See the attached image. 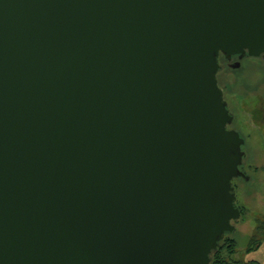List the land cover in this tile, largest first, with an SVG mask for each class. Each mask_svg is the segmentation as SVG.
I'll use <instances>...</instances> for the list:
<instances>
[{
  "label": "water",
  "instance_id": "obj_1",
  "mask_svg": "<svg viewBox=\"0 0 264 264\" xmlns=\"http://www.w3.org/2000/svg\"><path fill=\"white\" fill-rule=\"evenodd\" d=\"M220 55L264 59V0H0V264H210L244 160Z\"/></svg>",
  "mask_w": 264,
  "mask_h": 264
},
{
  "label": "rangeland",
  "instance_id": "obj_2",
  "mask_svg": "<svg viewBox=\"0 0 264 264\" xmlns=\"http://www.w3.org/2000/svg\"><path fill=\"white\" fill-rule=\"evenodd\" d=\"M220 64L222 69L217 75L218 83L228 84L224 97L230 105L235 104L239 108L236 107L235 118L239 125H246L247 131L253 129L260 136L263 130L256 128L251 118L240 111V104L247 98L258 95L264 97V60L246 56L238 68L228 67L223 59ZM246 162H251L258 168L264 167V153H249ZM249 171L252 175L250 182L236 180L239 184L236 201L242 209V216L234 222L235 231L229 234L236 239L235 251L230 256V261L237 260L239 264H248L250 261L253 264H264V187L254 186L255 174L252 170ZM253 242L259 245L247 250L249 245H254Z\"/></svg>",
  "mask_w": 264,
  "mask_h": 264
},
{
  "label": "flooded vegetation",
  "instance_id": "obj_3",
  "mask_svg": "<svg viewBox=\"0 0 264 264\" xmlns=\"http://www.w3.org/2000/svg\"><path fill=\"white\" fill-rule=\"evenodd\" d=\"M244 58L245 57L238 60V56L234 55V56L230 57V59H225L223 56H220L219 57V63H220V60L223 59L224 64L227 65L228 67H231V65L237 61H239L241 64V62ZM256 58L264 60L262 57H256ZM240 64H239V66H240ZM220 66L222 69L221 64H220ZM221 69L218 71V73L221 71ZM218 73H217V75H218ZM217 81H218V78H217ZM218 85L223 91V98L226 101V107L228 109V112L231 115V121L227 125V128L237 131L239 133V135L244 140V143L242 146V149L244 151V160H243V163L241 165V171L243 172V176H238V177H235L232 179V185L234 187L235 196H236L237 189L239 187V184L236 182V180H238V181L241 180L244 182H250L252 175H251L249 170H252L253 174H255L254 186H256L258 188L264 187V167L258 168L257 165H253L251 162L250 163L246 162L247 155L249 153L250 154L251 153L252 154L264 153V145H263L264 144V97L262 95H258V97L247 98L243 103L240 104V107H241L240 111H242L243 113L245 112L246 116L251 118V120L255 124L256 128L263 130L261 135L258 136L253 131V129L247 131V129L245 127L246 125L244 123L242 125H239L238 119L235 118L236 113H237V111H236L237 106L235 104L230 105L228 100L224 97V95L226 94V91L228 89V84L224 83L223 85H220L218 83ZM235 204L240 210V217H241L242 216V209L239 207L236 200H235ZM234 222H233V224H234ZM252 264H253V262H252Z\"/></svg>",
  "mask_w": 264,
  "mask_h": 264
},
{
  "label": "trees",
  "instance_id": "obj_4",
  "mask_svg": "<svg viewBox=\"0 0 264 264\" xmlns=\"http://www.w3.org/2000/svg\"><path fill=\"white\" fill-rule=\"evenodd\" d=\"M222 56V55H220ZM256 58V57H253ZM232 233V232H231ZM230 233H226L223 239L219 242L217 249L214 250L211 255L210 264H239L237 260L230 261V256L234 253L236 247V239L229 236ZM254 240H251V242ZM254 243V242H253ZM257 242L254 245H249L247 250H250L254 246H258ZM248 264H252V261Z\"/></svg>",
  "mask_w": 264,
  "mask_h": 264
}]
</instances>
